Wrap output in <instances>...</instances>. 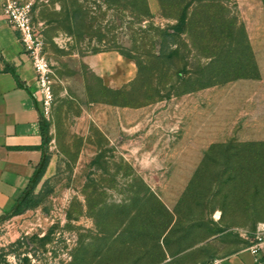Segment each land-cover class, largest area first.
I'll return each instance as SVG.
<instances>
[{
    "label": "rangeland",
    "instance_id": "1",
    "mask_svg": "<svg viewBox=\"0 0 264 264\" xmlns=\"http://www.w3.org/2000/svg\"><path fill=\"white\" fill-rule=\"evenodd\" d=\"M18 1L49 69L50 161L37 206L0 220V264H206L210 247L264 238V141L240 140L236 86L261 80V0H146V19L132 0ZM160 43L163 60L147 57ZM112 49L125 60L100 81L84 59ZM215 87L212 121L196 123L195 94ZM151 193L171 215L163 232Z\"/></svg>",
    "mask_w": 264,
    "mask_h": 264
},
{
    "label": "crops",
    "instance_id": "2",
    "mask_svg": "<svg viewBox=\"0 0 264 264\" xmlns=\"http://www.w3.org/2000/svg\"><path fill=\"white\" fill-rule=\"evenodd\" d=\"M5 23L0 22V217L12 208L39 161L40 152L36 148L41 143L39 117L42 112L41 97L35 84L31 62L23 51L18 35ZM249 44L253 48L251 41ZM255 56L261 80L236 85L243 88L245 109L243 130L239 132L240 140L243 141H264V84L261 83L264 65L260 64L264 53ZM124 60L116 51L99 53L84 59L100 79L108 71L109 65H122ZM6 65L14 69L21 85L17 84L11 73L5 72ZM215 90L216 87L195 94L197 98L204 97L197 105H205L201 115L196 114V123L209 124L212 121H209L208 116L211 115L209 109L212 108L209 106L216 97ZM257 105L260 108L256 111ZM212 135L205 131L203 138H211ZM212 143L214 142L211 140L209 145ZM204 150L205 148L197 153V161ZM196 165L186 168L187 171H193ZM217 240L213 239L210 244H217ZM251 247L252 245L230 251H225L226 247H210L213 251L209 254L211 257L207 258L209 260L205 259L209 262L205 263L264 264V238L258 242L257 257L251 253Z\"/></svg>",
    "mask_w": 264,
    "mask_h": 264
},
{
    "label": "trees",
    "instance_id": "3",
    "mask_svg": "<svg viewBox=\"0 0 264 264\" xmlns=\"http://www.w3.org/2000/svg\"><path fill=\"white\" fill-rule=\"evenodd\" d=\"M137 1L140 4V6L142 7V11H140L142 13L139 14L140 18H142V19L148 18L150 13H149V9H148L146 0H132V2H134L135 4L137 3ZM158 1H159L160 6L162 7L161 0H158ZM261 3H262L263 10H264V0H261ZM76 14H77V12L73 11L71 13V16L76 17ZM183 21H185L184 16H181L177 19V25L172 28L173 34L179 33L180 26H182ZM173 34H170V33L167 34L166 32H162L161 37L163 39L164 38H170L171 36H173ZM162 44L164 45V43H160L159 52L157 54H154V53L151 55L146 54V56L147 57H153L156 60H163V57H162L163 46H162ZM247 45H248L249 50L252 52L248 39H247ZM111 51H116V52L120 53L123 57H125L124 54L119 52L118 50L112 49ZM4 70H5V72L11 73V75L15 78L17 84L21 85V81L19 80L18 76L16 75V73L12 67H10L9 65H6ZM96 78L101 81L100 78H98V77H96ZM39 130H40L41 143L36 148V150H38L40 152L39 161L34 168V172H33L32 176L29 178L27 186L19 194V196L16 198L12 208L9 211L5 212L0 217V220L10 218L13 216L21 215L26 210H29V209L37 206V203L34 202V199L37 196L34 193V191L37 188V186L39 185V183L41 182V180L43 179L45 172H46V169L48 167L49 161H50L49 143L51 141V138H50V134H49V123L45 119V117L43 116L42 112L40 113V117H39ZM150 197H151L150 204L152 207V214L155 217L160 218L164 222V224L161 225V227H160V230L163 232V231L167 230L170 226L171 215L155 194L151 193ZM144 204L145 203L141 204V207L144 206ZM143 224L145 226V223H143ZM26 239L27 238H25V237L22 239H19L14 244H12L11 247L26 246L25 245ZM38 241L40 242V247H43V245L45 244V238L39 239Z\"/></svg>",
    "mask_w": 264,
    "mask_h": 264
},
{
    "label": "built area",
    "instance_id": "4",
    "mask_svg": "<svg viewBox=\"0 0 264 264\" xmlns=\"http://www.w3.org/2000/svg\"><path fill=\"white\" fill-rule=\"evenodd\" d=\"M32 5L29 1L6 0L2 16L8 26L18 35L24 53L32 61L35 83L41 95L42 114L46 118L51 101L47 82L48 66L40 54L41 42L32 23ZM260 239H258V242ZM258 242L252 245L251 253L257 257ZM214 264H218L215 262Z\"/></svg>",
    "mask_w": 264,
    "mask_h": 264
}]
</instances>
